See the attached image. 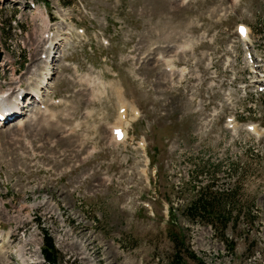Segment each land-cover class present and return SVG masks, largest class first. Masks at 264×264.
<instances>
[{"label":"rangeland","instance_id":"obj_1","mask_svg":"<svg viewBox=\"0 0 264 264\" xmlns=\"http://www.w3.org/2000/svg\"><path fill=\"white\" fill-rule=\"evenodd\" d=\"M169 1L0 0V264H264V0Z\"/></svg>","mask_w":264,"mask_h":264},{"label":"trees","instance_id":"obj_2","mask_svg":"<svg viewBox=\"0 0 264 264\" xmlns=\"http://www.w3.org/2000/svg\"><path fill=\"white\" fill-rule=\"evenodd\" d=\"M208 193L209 192L203 194L201 191L190 199L185 206L186 209L184 208V210L189 213L187 216L192 219H211L212 221L214 217H219L220 211L217 209L219 203L209 198ZM226 195H228V193ZM212 198H214V196H212ZM229 199L231 198L227 196L226 201H223V205L229 204L231 201ZM172 241L174 242V245L184 241L180 230L172 235ZM41 252L47 264H57L60 261L59 251L55 247L53 239L47 236V234H45L44 242L41 246ZM188 254L189 256L194 257L192 252H188Z\"/></svg>","mask_w":264,"mask_h":264},{"label":"bare ground","instance_id":"obj_3","mask_svg":"<svg viewBox=\"0 0 264 264\" xmlns=\"http://www.w3.org/2000/svg\"><path fill=\"white\" fill-rule=\"evenodd\" d=\"M171 2H172V5L174 4V1H172V0H170ZM169 1V2H170ZM165 3H166V1H165ZM249 27V26H248ZM245 34H246V37H248L249 36V29L247 28V30H246V32H245ZM244 34V35H245ZM1 61V60H0ZM0 66H3V65H0ZM46 76L48 75V74H45ZM46 76L44 77V79L46 78ZM41 85H43V83L41 84ZM40 84H38L37 85V88L35 89V92H34V98H36V97H38V95L41 93V86ZM41 86V87H40ZM21 89H22V91L24 90V88L22 87V88H20V91H19V88H18V90H16V93H14V94H16L15 96H17V94H19V92L21 93L22 91H21ZM14 92V91H13ZM31 93H32V91H30ZM13 94V95H14ZM15 96L14 97H12V100L14 101L15 100ZM23 96H25L24 95V93L22 94V96H19L18 97V100H19V103H22L23 105L21 106L19 103H17V102H15V103H17V104H15L14 103V105L12 106L13 108H11V106L7 109L8 110V112L6 113V116H5V119H4V123L8 120V118L9 117H12V115L13 114H18V112L19 113H21V111H19V110H22L23 108H24V106L25 105H27L26 103H24V101H25V97H23ZM9 97H10V95L8 94V93H0V100H1V98L3 99V100H7V99H9ZM33 98V99H34ZM9 103V102H8ZM18 108V109H17ZM124 110H126L125 112H124ZM125 113H127V108H125V109H123V115H122V118H124L125 117ZM44 117V119L42 120V123H40L39 122V124L38 125H41V126H48V125H50V123L52 124L53 123V120L51 121L50 120V118H48V117H45V116H43ZM43 117H41V118H43ZM12 119V118H11ZM56 121V120H55ZM8 122V121H7ZM6 122V123H7ZM4 125V124H3ZM54 125V124H53ZM52 125V126H53ZM51 126V125H50ZM49 126V127H50ZM121 127L122 128V126H121V123H119V125L118 126H116V127ZM38 127V126H37ZM40 128V127H39ZM38 128V129H39ZM42 129V128H41ZM40 130V129H39ZM44 130V129H43ZM42 130V131H43ZM50 130V129H49ZM52 130V129H51ZM57 130V129H56ZM114 131V130H113ZM52 133V132H51ZM55 133H56V131H55ZM115 134H116V137H118V138H121L122 137V131L119 129V128H115ZM123 134H124V132H123ZM125 135V134H124Z\"/></svg>","mask_w":264,"mask_h":264},{"label":"water","instance_id":"obj_4","mask_svg":"<svg viewBox=\"0 0 264 264\" xmlns=\"http://www.w3.org/2000/svg\"><path fill=\"white\" fill-rule=\"evenodd\" d=\"M0 57H1V52H0Z\"/></svg>","mask_w":264,"mask_h":264}]
</instances>
